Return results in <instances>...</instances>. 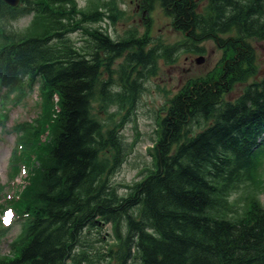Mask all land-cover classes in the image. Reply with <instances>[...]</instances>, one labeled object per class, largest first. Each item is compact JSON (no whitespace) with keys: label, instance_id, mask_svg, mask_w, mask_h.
<instances>
[{"label":"trees","instance_id":"16d2710c","mask_svg":"<svg viewBox=\"0 0 264 264\" xmlns=\"http://www.w3.org/2000/svg\"><path fill=\"white\" fill-rule=\"evenodd\" d=\"M28 1L33 11L46 14L49 31L0 49V79L7 86L27 77L43 79L52 93L60 94V111L33 188L18 203L29 223L25 241L14 258L0 264H64L86 227L99 223L98 218L119 226L121 217L127 219L128 232L115 264H264V208L253 204L244 218L234 221L222 214L226 202L218 197L241 174L251 178L258 167L264 149V80L248 88L236 104L222 102L228 74L176 95L164 122L157 170L129 196L119 197L107 182L106 160L100 155L106 139L91 111L101 84L98 52L88 58L61 32L67 26L63 20L73 12L67 6L75 0ZM213 2L208 30L238 28L245 34L255 27L264 34L263 0ZM163 4L175 14L176 26L197 32L201 19L197 21L195 0ZM0 14L18 15L2 0ZM91 35L96 47L117 51L125 46L98 31ZM233 47L234 64L254 54L241 37ZM163 52L169 55L172 49ZM152 55L141 52L137 57L148 60ZM195 114L210 115L214 122L187 137L184 130ZM114 137L109 139L119 146Z\"/></svg>","mask_w":264,"mask_h":264},{"label":"rangeland","instance_id":"374dc122","mask_svg":"<svg viewBox=\"0 0 264 264\" xmlns=\"http://www.w3.org/2000/svg\"><path fill=\"white\" fill-rule=\"evenodd\" d=\"M140 2L141 0H77L78 5L86 11L101 9L104 12L101 20L84 25L101 28L114 39L121 40L132 35L144 36L148 32L151 34L148 38L150 44L157 43L158 38L173 44L186 40L183 33L173 28L171 18L158 4L151 11V17L147 18L143 3L141 7ZM205 5L206 0H203L201 7ZM33 22V15H29L3 24L18 35H26L33 29ZM149 23L151 30L147 28ZM70 38L74 45L89 49L90 39L87 33L77 30L70 34ZM252 42L256 45L255 72L258 73V78L264 75V41ZM200 47H204V53L192 51V45L187 50L182 46L177 48L171 65L157 60L160 69L157 75L153 76L150 64L134 65L133 60H129V52L116 55L110 64L111 69H105L103 80L107 85L103 92H98L91 109L105 130L104 136L109 129L119 135V147L109 138L103 146V156L107 168H110L108 176L119 195L128 194L131 191L130 186L141 179L148 168L150 170L153 167L154 151L151 147L158 139L157 127L170 97L189 78L202 76L215 68L224 56V51L214 40H206L200 43ZM199 54L205 55V61L201 64L193 61ZM99 56L104 59L103 52H100ZM138 68L147 75V78L140 86L142 91L137 99L130 92V85L125 83L127 75L129 78L134 77ZM244 85L246 84L239 83L234 86L229 98L235 99L242 92ZM43 98L38 87L25 86L16 91H5L0 88V112L6 116L5 122L0 123V207L8 203L9 196L16 194L24 182L23 178L26 177L25 170L12 177V151L16 140L24 141L27 137L37 135L30 121L38 120L42 116ZM204 123V120L195 121L192 125L193 130ZM260 161V167L252 182L240 185L230 193L233 203L237 204L234 208L239 212L244 208L248 195L257 193L264 199V158ZM21 233V224L15 220L7 229L0 232V248L3 255L12 254V245ZM116 238L114 228L110 224L101 229L89 230L86 234V239L93 241L100 254L108 252L109 248L118 242ZM87 250V247H79L76 254Z\"/></svg>","mask_w":264,"mask_h":264},{"label":"water","instance_id":"95a60500","mask_svg":"<svg viewBox=\"0 0 264 264\" xmlns=\"http://www.w3.org/2000/svg\"><path fill=\"white\" fill-rule=\"evenodd\" d=\"M9 2H11V3H16L17 2V0H8Z\"/></svg>","mask_w":264,"mask_h":264}]
</instances>
